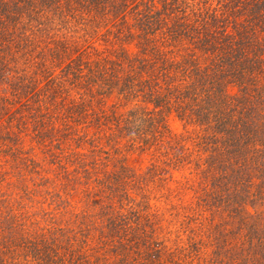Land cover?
I'll return each mask as SVG.
<instances>
[{
  "label": "trees",
  "instance_id": "trees-1",
  "mask_svg": "<svg viewBox=\"0 0 264 264\" xmlns=\"http://www.w3.org/2000/svg\"><path fill=\"white\" fill-rule=\"evenodd\" d=\"M119 143L156 161L108 165ZM188 167L196 206L238 222L215 258L130 195ZM263 186L264 0H0V264L255 261Z\"/></svg>",
  "mask_w": 264,
  "mask_h": 264
},
{
  "label": "rangeland",
  "instance_id": "rangeland-1",
  "mask_svg": "<svg viewBox=\"0 0 264 264\" xmlns=\"http://www.w3.org/2000/svg\"><path fill=\"white\" fill-rule=\"evenodd\" d=\"M102 100L104 106H109L114 102V97L109 95L105 98L103 97ZM166 122L171 133L186 134L181 123L174 116H168ZM187 129L189 130L190 128L188 127ZM185 145L189 150L191 147L190 142L186 141ZM116 146V151L109 154L108 165L120 161L130 171L139 174L145 170L149 162L156 161L149 150L133 151L128 149L124 143H119ZM32 153L34 156H42L40 148L36 146ZM188 168L170 170L164 175L166 179L161 183L156 181L153 183L146 182L142 191L144 198H141L140 194L134 190L130 191V195L135 201H143L147 210L155 215L154 221L157 233L164 239V243L167 246H185L189 237L199 245L200 256L207 257L211 255L213 250L229 240L225 239L224 241V237H228L229 231H236L238 222L235 218L227 217L225 209L223 211L221 209L214 210L209 213L208 211L200 210L196 206L197 179L192 168ZM255 182L257 181L253 182L252 189L256 188ZM68 200L71 205L78 208L79 203L76 196L69 197ZM114 204L115 207L119 206L117 202H114ZM130 205L132 207L133 203H123L121 207L127 208ZM43 206L45 207V205ZM247 210L253 213L250 207ZM221 251L223 253L221 254L222 262L214 261L213 264H236V261L231 262V251L229 253H227L228 250ZM244 264H264V258L262 257L255 261L247 260Z\"/></svg>",
  "mask_w": 264,
  "mask_h": 264
}]
</instances>
